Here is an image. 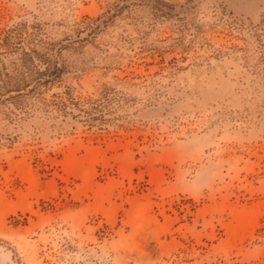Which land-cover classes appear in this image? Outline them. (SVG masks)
<instances>
[{
	"label": "rangeland",
	"instance_id": "obj_1",
	"mask_svg": "<svg viewBox=\"0 0 264 264\" xmlns=\"http://www.w3.org/2000/svg\"><path fill=\"white\" fill-rule=\"evenodd\" d=\"M0 264H264V0H0Z\"/></svg>",
	"mask_w": 264,
	"mask_h": 264
}]
</instances>
